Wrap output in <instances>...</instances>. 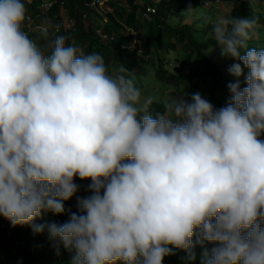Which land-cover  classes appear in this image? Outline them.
<instances>
[{
    "label": "clouds",
    "instance_id": "obj_1",
    "mask_svg": "<svg viewBox=\"0 0 264 264\" xmlns=\"http://www.w3.org/2000/svg\"><path fill=\"white\" fill-rule=\"evenodd\" d=\"M25 14L23 0H0V216L32 224L65 205L70 218L47 228L75 249L70 264H264V47L246 43L255 20L213 26L221 54L249 69L247 86L229 83V103L214 109L196 91L141 103L100 54L63 35L41 51L21 29ZM155 100L164 110L153 117ZM76 176L91 178L92 195L73 203Z\"/></svg>",
    "mask_w": 264,
    "mask_h": 264
},
{
    "label": "trees",
    "instance_id": "obj_2",
    "mask_svg": "<svg viewBox=\"0 0 264 264\" xmlns=\"http://www.w3.org/2000/svg\"><path fill=\"white\" fill-rule=\"evenodd\" d=\"M108 1L113 7L111 6L112 12H107V19L104 21L101 12L95 10L100 5L96 0H23L26 14L21 29L45 54L51 51L50 41L63 35L66 45L73 44L85 54H100L104 58L108 73L113 71V75L123 74L133 80L142 76L139 68H136L141 61L137 57L140 49L137 47L142 44L144 50L150 48L155 51L151 60L153 63L150 65V70L154 71L153 83L164 81L171 71L177 79L182 77V67L177 64H164L165 58L156 54L161 50L171 51L179 43L185 52L182 66L189 69L186 78L191 81L187 98L202 89L201 92L205 93L213 107L221 108L229 103V83L239 80L241 88L247 86L245 76L249 69L242 61L230 55H222L220 46L216 44L213 26L226 19L215 4L216 0H159L156 1L157 8L153 13L145 12L147 2L151 0ZM224 1L231 4L229 20L231 17H249L255 20L246 41L247 45L253 48L264 47V29L259 30V22L262 23L264 19V0H220ZM107 4L108 2H104L105 6ZM61 8L66 11L69 19L67 22L62 20ZM90 15L97 18L94 24L84 22L83 16ZM188 15L189 22L184 20ZM44 23L54 24L49 26L47 37H43L39 31V26ZM133 41L136 46L130 48ZM234 63H240L243 69L239 77L229 71ZM131 67L136 68L135 72L130 71ZM121 69L126 71L121 73ZM134 83L140 91H147L149 87L146 83ZM163 110V103L157 100L149 106V113L153 117ZM258 138L264 140V132ZM74 182L79 186L78 191L68 200L75 203L77 197L92 195L88 187L91 183L90 177L81 179L76 176ZM64 207L63 213H53L60 219V223L51 217L52 211H42L41 216L35 218L32 224L15 226L0 216V251L6 253L5 262L1 264H70L75 249L66 248L59 237L50 235L47 228L50 223L59 225L70 218L73 212L67 210L65 205ZM75 213L80 214V210L76 209ZM33 224H44V230L34 231ZM175 262L176 259H172L162 264Z\"/></svg>",
    "mask_w": 264,
    "mask_h": 264
},
{
    "label": "rangeland",
    "instance_id": "obj_3",
    "mask_svg": "<svg viewBox=\"0 0 264 264\" xmlns=\"http://www.w3.org/2000/svg\"><path fill=\"white\" fill-rule=\"evenodd\" d=\"M222 5H225V4L222 3ZM222 5L220 6L221 13L223 14V16L226 17V19H229V10L231 8L227 7V6H222ZM111 6L113 7V5H110L109 1H108V4L104 9H102L103 6L100 8V5H98L96 8V10H101V15L104 16V21L107 19V12L108 11L112 12ZM152 7H153V5L149 4L148 9H151ZM60 13L62 14V20L64 22H67L69 19H67L65 9L61 8ZM83 19H84V22L86 24H94L97 21V18L93 15L83 16ZM184 20L189 22L190 16L188 15V16L184 17ZM53 25L54 24L49 25V26L52 27ZM32 30L37 31L36 29H32ZM132 32H134V31H132ZM132 46H136L135 43L131 42L130 48H132ZM137 48L141 49V51L138 50V52H137V57L139 59H141V61H139L136 68H140L139 72L141 75L145 74L144 79L146 80V82L152 81L151 83H149V87L147 88V91H144V90L141 91V103H143L145 100H148V99L152 100L153 98H157V99L162 98L164 101H166L170 95L182 96L185 100L189 101V99H187V97H186V94H187L188 88L190 87L191 81L188 78H186V75L188 74L189 69H187V67H185V66H182V64H184L183 63V57L185 55L184 54L185 52L181 48L180 44L176 43L174 45V49L171 51L161 50L159 52H156V54L162 55L165 58L164 64H168V65L177 64L180 67H182V73H181L182 77L180 79H177L176 77H174V75L171 71L169 76H167L164 81H158V82L155 81L157 83H153L154 72L152 70L148 69L149 65L151 64L152 57L155 55V51L151 50L150 48L147 50H144V45H142V44H139ZM130 71L134 72L135 67H131ZM110 73H111L110 75H113V71H110ZM133 81L137 82L136 79H134ZM143 86H146V85H143ZM142 89H143V87H142ZM201 91H202V89H198L196 92H199L203 98L208 100L207 97H205V93L201 92ZM214 109H218V107L215 106ZM51 215H52L51 217H53L57 223L61 222L60 219H57V215H53V212H51ZM60 250H61V247H60ZM5 259H6V253H3L2 251H0V264L4 263Z\"/></svg>",
    "mask_w": 264,
    "mask_h": 264
},
{
    "label": "built area",
    "instance_id": "obj_4",
    "mask_svg": "<svg viewBox=\"0 0 264 264\" xmlns=\"http://www.w3.org/2000/svg\"><path fill=\"white\" fill-rule=\"evenodd\" d=\"M97 2H99V4H101L104 0H96Z\"/></svg>",
    "mask_w": 264,
    "mask_h": 264
}]
</instances>
